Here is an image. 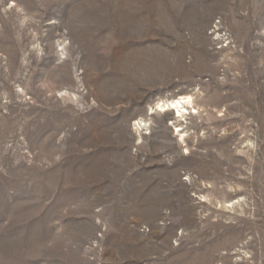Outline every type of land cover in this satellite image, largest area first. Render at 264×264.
<instances>
[{
	"label": "rangeland",
	"instance_id": "374dc122",
	"mask_svg": "<svg viewBox=\"0 0 264 264\" xmlns=\"http://www.w3.org/2000/svg\"><path fill=\"white\" fill-rule=\"evenodd\" d=\"M0 264H264V0H0Z\"/></svg>",
	"mask_w": 264,
	"mask_h": 264
},
{
	"label": "bare ground",
	"instance_id": "6f19581e",
	"mask_svg": "<svg viewBox=\"0 0 264 264\" xmlns=\"http://www.w3.org/2000/svg\"><path fill=\"white\" fill-rule=\"evenodd\" d=\"M185 104H192L191 96L185 95L167 102H159L156 110L167 111L176 109L177 116L183 118L188 113V107ZM138 124L143 125L145 122L141 120Z\"/></svg>",
	"mask_w": 264,
	"mask_h": 264
}]
</instances>
